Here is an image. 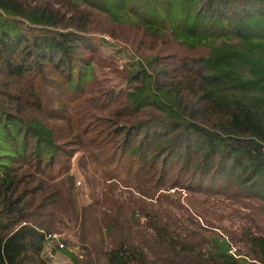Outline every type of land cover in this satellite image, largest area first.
Masks as SVG:
<instances>
[{"label": "trees", "instance_id": "trees-1", "mask_svg": "<svg viewBox=\"0 0 264 264\" xmlns=\"http://www.w3.org/2000/svg\"><path fill=\"white\" fill-rule=\"evenodd\" d=\"M100 24L137 58L128 90L84 54ZM77 152L92 185L80 208ZM64 223L81 253L53 237ZM48 250L70 264H264V0H0V264H50Z\"/></svg>", "mask_w": 264, "mask_h": 264}, {"label": "rangeland", "instance_id": "rangeland-1", "mask_svg": "<svg viewBox=\"0 0 264 264\" xmlns=\"http://www.w3.org/2000/svg\"><path fill=\"white\" fill-rule=\"evenodd\" d=\"M95 28V32L90 33L87 35V37H89L95 43L96 48L94 49L93 53H84L85 55L92 56L94 65L93 73L95 78L104 82L107 86L112 85L116 89L122 88L128 90L130 86L125 82V79L122 78L123 71L125 67H133L135 64H137L136 56H134L129 46H126L124 43L111 38L108 34H106V32H102L104 30L111 29L109 25L100 24L99 26H95ZM169 52L178 56L201 53L200 50L188 51L184 48V46H181L178 43H171ZM80 156V152L75 153L71 160L72 167L70 170L74 180L73 192L77 208L90 203V195L92 194V185L88 183V179L85 177V174L78 165V159ZM95 168L97 169V165H95ZM88 176L93 179L95 183L100 181L97 176V171H94L93 168L91 169V172H88ZM78 181H80V184L76 183ZM94 191L96 197L100 198V187L96 186ZM115 197L127 205L128 201H130V198L136 200V192L130 191V189L118 185L115 189ZM218 205L221 208H224V204L218 203ZM125 209L126 212L129 211V208ZM225 212H227V217H225L224 220L226 223L225 225L231 229L237 228L239 225L238 217L230 208H227ZM72 230L73 229L70 224L64 223L62 230L59 232L60 235L57 236V239L59 240V243H63L64 246H69V248H77L81 253V248H78L77 244L72 241L73 239L69 238L68 236ZM47 260L50 264H70L69 258L62 252H56L52 259L47 256Z\"/></svg>", "mask_w": 264, "mask_h": 264}, {"label": "built area", "instance_id": "built-area-1", "mask_svg": "<svg viewBox=\"0 0 264 264\" xmlns=\"http://www.w3.org/2000/svg\"><path fill=\"white\" fill-rule=\"evenodd\" d=\"M77 184H80V181H78V182H76ZM54 238H57V235H54L53 236ZM59 247L60 248H62L63 247V243H59ZM47 255H48V257L49 258H53L54 257V255H55V253L53 254V253H51L49 250L47 251Z\"/></svg>", "mask_w": 264, "mask_h": 264}]
</instances>
